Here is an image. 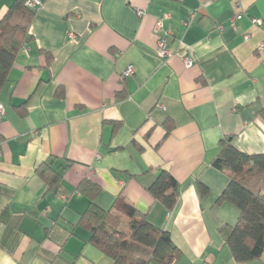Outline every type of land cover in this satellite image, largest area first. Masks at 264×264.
I'll return each instance as SVG.
<instances>
[{"label":"crops","instance_id":"0c3cea01","mask_svg":"<svg viewBox=\"0 0 264 264\" xmlns=\"http://www.w3.org/2000/svg\"><path fill=\"white\" fill-rule=\"evenodd\" d=\"M15 1L0 0V20ZM39 1L0 93V264H114L79 225L86 179L121 232L134 211L168 232L177 264H264L225 245L219 230L240 211L216 204L229 177L212 165L225 136L264 154V0H241L236 28L235 0ZM167 13L176 54L164 61L154 28ZM48 163L62 175L54 186L37 175ZM162 170L179 191L170 212L148 191Z\"/></svg>","mask_w":264,"mask_h":264},{"label":"trees","instance_id":"16d2710c","mask_svg":"<svg viewBox=\"0 0 264 264\" xmlns=\"http://www.w3.org/2000/svg\"><path fill=\"white\" fill-rule=\"evenodd\" d=\"M26 1L16 0L0 20V93L9 82L20 50L29 42V27L37 9L28 7ZM46 55L51 60L50 54ZM171 129L167 125L168 135ZM219 149V156L212 165L228 175L229 183L216 204L228 202L240 211L238 222L233 226H222L219 232L235 261L259 260L264 253V154L250 155L239 151L234 145V136L222 138ZM52 165L41 166L37 175L54 186L62 175ZM65 167H71V163ZM199 189L202 194L208 192L202 184ZM148 191L168 212L175 208L179 191L168 171H160ZM78 192L89 199L79 225L91 233L89 243L114 264H177L180 250L169 233L152 224L146 215L134 211L129 216L131 232L126 234L120 231V218L96 204L101 192L98 184L83 180Z\"/></svg>","mask_w":264,"mask_h":264},{"label":"built area","instance_id":"2783aa9c","mask_svg":"<svg viewBox=\"0 0 264 264\" xmlns=\"http://www.w3.org/2000/svg\"><path fill=\"white\" fill-rule=\"evenodd\" d=\"M26 5L32 9H38L39 7H41L42 3L39 0H27ZM234 9L236 10V13L230 21V26L233 28H236L237 22L242 20V18L246 15V12L242 7L241 0H235ZM138 15L140 17H143L145 13L139 10ZM170 18H171V15L169 13L165 14L164 16H162L156 21L155 28H154L155 34L158 35L156 54L158 55V57H160L164 61H168L170 58H172L176 54L175 51L169 49L167 46L168 34L165 32V29H164L165 21L169 20ZM252 22L257 25L262 24V20H259L257 18L252 19ZM220 29L222 30V27H220ZM244 40L248 41L249 36L246 35L244 37ZM263 48H264V44L261 45L260 49H263ZM183 63H184V66L188 69L193 68L196 65L195 61L188 55L184 56ZM133 75H134V67L130 66L124 72L123 77L129 78ZM3 113H4V107L3 105H0V115H2Z\"/></svg>","mask_w":264,"mask_h":264}]
</instances>
